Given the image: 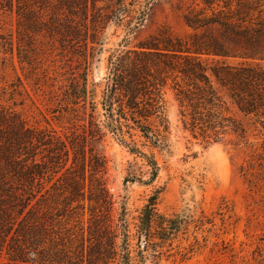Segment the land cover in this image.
Masks as SVG:
<instances>
[{
  "label": "trees",
  "instance_id": "1",
  "mask_svg": "<svg viewBox=\"0 0 264 264\" xmlns=\"http://www.w3.org/2000/svg\"><path fill=\"white\" fill-rule=\"evenodd\" d=\"M15 1L17 14L25 18L50 0ZM28 1L32 7L24 10ZM89 1L96 10L97 1L113 5L117 17L134 19L133 28L154 0L138 8L142 0H131L129 7L123 0ZM0 6L12 9L13 0H0ZM66 10L72 18L75 8ZM181 18L194 31L187 38L158 28L135 48L111 55L102 112L84 106V126L93 131L104 127L120 141L123 128L135 130L156 145L169 133L163 96L168 85L182 130L193 137L207 143L229 135L264 140V67L258 63L264 60V0H187ZM91 21L92 33L85 22L83 29L66 22L59 34L72 47L78 41L86 50L97 35L96 19ZM40 141L16 114L0 109V264H134L146 256L157 263L170 253L179 219L177 224L158 212L151 198L130 232L123 210L114 218L111 195L100 177L91 172L94 183L85 188L84 166L76 169L84 157L80 153L74 151L71 165L55 180L45 176L58 166L52 160L50 166L37 163L34 147Z\"/></svg>",
  "mask_w": 264,
  "mask_h": 264
},
{
  "label": "rangeland",
  "instance_id": "2",
  "mask_svg": "<svg viewBox=\"0 0 264 264\" xmlns=\"http://www.w3.org/2000/svg\"><path fill=\"white\" fill-rule=\"evenodd\" d=\"M16 3L12 9L0 6V109L16 114L39 135L37 163L50 166L52 160L58 166L45 176H61L75 151L84 156L76 169L84 166L85 188L94 183L91 172L100 177L111 195L114 218L123 210L130 232L151 198L158 212L174 223L179 219L170 253H163L157 263L146 256L134 264H264V140L250 135L240 141L229 135L207 143L193 137L182 130L168 85L163 96L169 133L156 145L125 128L120 141L101 125L93 131L80 119L84 106L102 112L111 55L135 48L158 28L181 38L194 32L181 18L187 0H154L133 28L134 19L117 17L106 1H97L96 10L89 0L86 6L81 0H50L25 18L17 14ZM25 3L24 10H30L32 5ZM69 7L75 8L72 18ZM94 19L97 35L86 50L78 41L72 47L59 34L66 22L80 28L85 22L92 33ZM212 31L216 34L215 27ZM258 63L264 67V60ZM98 119L101 123L103 117ZM133 244L131 256L136 258Z\"/></svg>",
  "mask_w": 264,
  "mask_h": 264
}]
</instances>
